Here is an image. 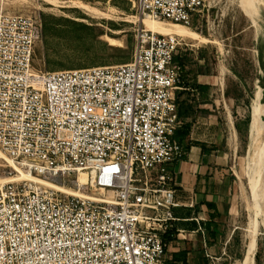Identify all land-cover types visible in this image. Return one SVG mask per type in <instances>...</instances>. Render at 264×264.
Masks as SVG:
<instances>
[{"label":"built area","instance_id":"built-area-1","mask_svg":"<svg viewBox=\"0 0 264 264\" xmlns=\"http://www.w3.org/2000/svg\"><path fill=\"white\" fill-rule=\"evenodd\" d=\"M212 3L135 7L190 26ZM42 35L37 18L0 11V159L45 176L86 172V186L112 191L115 204L27 181L0 186V264H168L175 168L187 154L176 138L178 36L139 28L127 63L44 71L35 66Z\"/></svg>","mask_w":264,"mask_h":264},{"label":"rangeland","instance_id":"rangeland-1","mask_svg":"<svg viewBox=\"0 0 264 264\" xmlns=\"http://www.w3.org/2000/svg\"><path fill=\"white\" fill-rule=\"evenodd\" d=\"M62 1H66L64 6L46 0H0V11L30 15L42 23L35 66L44 71L127 63L134 54L139 28L176 30L181 34L178 38L182 49L176 63L182 70L176 94L178 108L184 112L182 122L191 124L196 117L206 116L220 124L224 137L218 154L225 156L224 166L235 180L222 221L225 243L214 250L213 255L219 258L214 264H245L253 232L255 264H264V168L251 157L264 143V117L258 141H253L251 122L260 88L264 100V3L257 13L249 0H213L211 10L198 13L190 28L170 29L164 24L153 27L134 21L132 16L142 18L135 0H81L110 13L111 18H97L71 5L73 0ZM52 21L56 31L47 36L46 24ZM110 38L118 43L112 44ZM184 144L189 151L186 140ZM15 174V169L0 159V177ZM45 177L40 178L74 191L83 189L92 196L106 199L113 195L109 191L108 195H99L98 189L82 186L78 174Z\"/></svg>","mask_w":264,"mask_h":264},{"label":"crops","instance_id":"crops-1","mask_svg":"<svg viewBox=\"0 0 264 264\" xmlns=\"http://www.w3.org/2000/svg\"><path fill=\"white\" fill-rule=\"evenodd\" d=\"M190 125L185 139L189 144L187 158L175 168L179 206L174 209L172 228L176 239L169 242L167 253L171 264H214L219 259L214 250L225 243L222 221L235 180L224 166L225 156L218 154L224 137L220 124L198 116Z\"/></svg>","mask_w":264,"mask_h":264},{"label":"bare ground","instance_id":"bare-ground-1","mask_svg":"<svg viewBox=\"0 0 264 264\" xmlns=\"http://www.w3.org/2000/svg\"><path fill=\"white\" fill-rule=\"evenodd\" d=\"M46 1L54 4L55 6H64L65 5L64 3L66 2V1H62V0H46ZM249 1H250L249 5L252 7V9L256 10L257 13L259 11V5L264 3V0H249ZM71 2H72L71 5L78 7V8H81L84 11H87L89 14L91 13V14L97 16V18L98 17H100V18L101 17L102 18H111L110 13L103 11L99 8L93 7L91 5H88L84 2H82L81 0H73ZM260 7H261V5H260ZM132 18H134V21L135 20H137V21L141 20V22L147 23L153 27H157L160 24H164V25L168 26L170 29L171 28H173V29H178V28L179 29H184V28L188 29V28H190L189 25L181 23V22L168 21V20H164V19L152 18L149 16H146V17L141 18V19H138L137 16H132ZM149 31L154 32L156 34H161V35H176V36L181 35L176 30H162L160 32H155L154 30L149 29ZM203 40L206 41L207 39H203ZM110 41L112 44L118 43V40L115 38H110ZM262 98H263V90H262V88H260L256 92V97H255V101H254L253 108H252V114H251L252 115L251 122H252V138H253V141L259 140V138L262 134V130H263L264 100H262ZM231 120H232V118H231ZM233 125H232V127H233ZM260 143H261V141H260ZM253 148H255V147H253ZM247 157H249V156L247 155ZM251 157H252L253 162L257 161L259 163L260 167L264 168V143H263L261 148L256 147V149L253 152V155H251ZM1 158H3L7 162V164H9L10 167L15 169L16 174L15 175H9L6 177H0V186L5 185V184L10 183V182L27 181V182L37 184V185L45 187V188H50L52 190L60 191L63 193L67 192V193L73 194V195L74 194H78V195H85L86 194V192H84L83 189H79V191H74L73 189L67 188L66 186L61 185L55 181L40 178V177L45 176V175H42V176L39 175L40 177L36 176L35 175L36 173L34 171H32L30 166H28L26 164H18L16 161L7 157L3 153H1ZM78 175H79V182L78 183L81 184L82 186H86L88 184L87 173L86 172H80ZM45 178H49V177L46 176ZM51 178L53 179L54 177L51 176ZM39 183L43 184L44 186L39 184ZM107 192H108V190H103V189L97 190V193L99 195H108ZM109 192L112 193V191H110V190H109ZM94 197L97 198L98 200L100 199V197H96V196H94ZM106 200L111 204H115L113 199H112V195H111V197L107 196ZM255 237H256L255 232H253L251 234V242L248 244L246 259L244 260L245 264H255V259H254L255 247H256L255 246L256 245L255 244Z\"/></svg>","mask_w":264,"mask_h":264},{"label":"trees","instance_id":"trees-1","mask_svg":"<svg viewBox=\"0 0 264 264\" xmlns=\"http://www.w3.org/2000/svg\"><path fill=\"white\" fill-rule=\"evenodd\" d=\"M72 23H76V22H72ZM45 30H46L47 36L53 34L54 31H56V23L52 21V22L46 24ZM179 58H180V56L177 55L175 61L177 62L179 60ZM183 113L184 112H181V110L179 109V116L181 117V119H182ZM190 129H191V125L189 123H183L181 128H179L176 131V138H178L184 144L185 139L190 134ZM185 148H186V151L188 152V148L186 146H185ZM186 158H187V154L183 157L182 160H186ZM207 205L209 207L216 208V205L213 203L208 202ZM165 239L167 242H171V241L175 240L176 239V231L172 228L170 231H168L165 234ZM168 264H171V263L169 262ZM184 264H187V262H185Z\"/></svg>","mask_w":264,"mask_h":264}]
</instances>
